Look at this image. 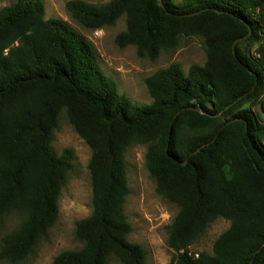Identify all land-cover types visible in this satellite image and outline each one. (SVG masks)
Masks as SVG:
<instances>
[{
	"label": "trees",
	"instance_id": "1",
	"mask_svg": "<svg viewBox=\"0 0 264 264\" xmlns=\"http://www.w3.org/2000/svg\"><path fill=\"white\" fill-rule=\"evenodd\" d=\"M162 1L66 5L86 30L125 17L116 44L135 47L140 58L175 51L184 38L203 40V66L186 74L172 64L146 80L147 106L121 94L92 47L65 22L47 20L40 0L0 11V220L22 217L1 241V260H26L59 218L72 160L68 151L57 157L51 143L66 111L92 151L93 212L76 227L84 246L53 264H109L112 256L146 264L143 247L128 240L124 213L132 145L147 147L157 193L179 209L168 233L172 264H264V119L243 108L264 103V0ZM219 218L230 227L213 253H194Z\"/></svg>",
	"mask_w": 264,
	"mask_h": 264
},
{
	"label": "rangeland",
	"instance_id": "2",
	"mask_svg": "<svg viewBox=\"0 0 264 264\" xmlns=\"http://www.w3.org/2000/svg\"><path fill=\"white\" fill-rule=\"evenodd\" d=\"M47 20H61L78 33L96 53L100 70L118 86L134 105L147 106L153 103L146 80L158 71L172 64H179L187 74L193 65L206 63L203 40L184 38L172 52H162L157 59L140 58L133 46L119 48L117 37L126 31V18L122 17L114 26L101 30H86L80 27L66 9L73 0H40ZM101 6L112 0H81ZM180 3L183 0H173ZM17 0H0V11L15 4ZM252 53L257 45L247 46ZM260 118L264 119L263 99L245 104ZM51 148L57 157L69 152L72 170L63 187L59 202V218L34 249L32 255L18 264H53L54 260L67 251L80 250L84 245L76 237V227L80 221L89 218L93 212L92 181L89 164L92 151L70 124L66 111L59 117L58 128L53 134ZM147 147L132 145L125 155L128 196L124 213L132 226L128 240L143 247L146 264H172L175 252L168 245L169 227L173 224L179 209L157 193V184L146 167ZM22 222L18 214L0 220V247L4 236L13 232ZM230 227V222L219 218L209 226L204 236L192 247L194 253H213L215 241ZM0 264H11L0 259ZM109 264H122L112 256Z\"/></svg>",
	"mask_w": 264,
	"mask_h": 264
},
{
	"label": "water",
	"instance_id": "3",
	"mask_svg": "<svg viewBox=\"0 0 264 264\" xmlns=\"http://www.w3.org/2000/svg\"><path fill=\"white\" fill-rule=\"evenodd\" d=\"M160 5L163 7L164 5H163V1L162 0H160ZM199 110V109H198ZM200 111V110H199Z\"/></svg>",
	"mask_w": 264,
	"mask_h": 264
}]
</instances>
